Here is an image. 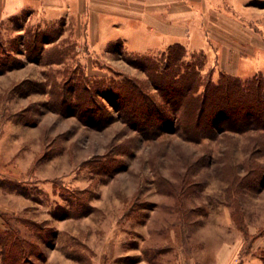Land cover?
<instances>
[{"label": "rangeland", "instance_id": "rangeland-1", "mask_svg": "<svg viewBox=\"0 0 264 264\" xmlns=\"http://www.w3.org/2000/svg\"><path fill=\"white\" fill-rule=\"evenodd\" d=\"M230 2L217 8L261 46L237 77L264 75V0ZM137 55L91 53L73 16L0 18V264H264V130L190 141L172 113L153 134L101 95L82 102L79 80L128 78L160 101Z\"/></svg>", "mask_w": 264, "mask_h": 264}, {"label": "crops", "instance_id": "crops-1", "mask_svg": "<svg viewBox=\"0 0 264 264\" xmlns=\"http://www.w3.org/2000/svg\"><path fill=\"white\" fill-rule=\"evenodd\" d=\"M222 1L0 0V18L25 11L73 16L93 54L102 55L113 41H120L132 54L158 53L181 44L188 54H207L209 62L237 76L240 62L260 50V39L237 19L227 22L217 8ZM235 1L230 6L237 10L242 0Z\"/></svg>", "mask_w": 264, "mask_h": 264}, {"label": "trees", "instance_id": "trees-1", "mask_svg": "<svg viewBox=\"0 0 264 264\" xmlns=\"http://www.w3.org/2000/svg\"><path fill=\"white\" fill-rule=\"evenodd\" d=\"M187 54L183 45L173 44L155 56L140 54L128 59L131 65L146 73L160 101L128 78L109 81L103 87L97 84V90L94 85L90 87L79 80L86 97L82 102L97 106L93 96L101 95L117 104L125 124L135 130L140 126L149 132L151 129L153 134L166 132L167 119L172 113L178 120L179 130L190 141L209 137L214 130L220 133L264 130L263 74L242 79L220 72L214 81L209 74L202 76L198 59L188 60ZM102 107L100 104L97 107L100 113L105 112Z\"/></svg>", "mask_w": 264, "mask_h": 264}]
</instances>
